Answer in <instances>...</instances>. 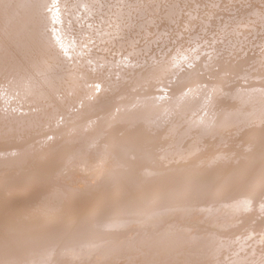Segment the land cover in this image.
Masks as SVG:
<instances>
[{"label": "bare ground", "instance_id": "obj_1", "mask_svg": "<svg viewBox=\"0 0 264 264\" xmlns=\"http://www.w3.org/2000/svg\"><path fill=\"white\" fill-rule=\"evenodd\" d=\"M0 264H264V0H0Z\"/></svg>", "mask_w": 264, "mask_h": 264}]
</instances>
